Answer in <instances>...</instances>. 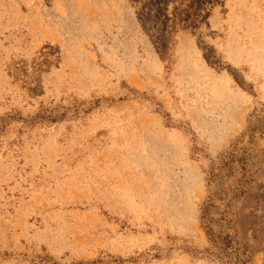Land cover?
Segmentation results:
<instances>
[{"label": "rangeland", "instance_id": "1", "mask_svg": "<svg viewBox=\"0 0 264 264\" xmlns=\"http://www.w3.org/2000/svg\"><path fill=\"white\" fill-rule=\"evenodd\" d=\"M209 231L264 264V0H0V264H219Z\"/></svg>", "mask_w": 264, "mask_h": 264}, {"label": "trees", "instance_id": "2", "mask_svg": "<svg viewBox=\"0 0 264 264\" xmlns=\"http://www.w3.org/2000/svg\"><path fill=\"white\" fill-rule=\"evenodd\" d=\"M176 19L175 24L177 25ZM208 238L211 248L206 250L209 257H212L219 264H246L247 248L245 246L235 248L233 241L226 237L216 238L212 231H209Z\"/></svg>", "mask_w": 264, "mask_h": 264}]
</instances>
